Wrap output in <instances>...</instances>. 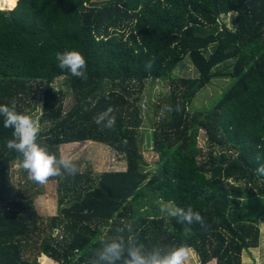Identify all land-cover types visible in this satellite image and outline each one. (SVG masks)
Wrapping results in <instances>:
<instances>
[{
  "label": "trees",
  "instance_id": "obj_1",
  "mask_svg": "<svg viewBox=\"0 0 264 264\" xmlns=\"http://www.w3.org/2000/svg\"><path fill=\"white\" fill-rule=\"evenodd\" d=\"M1 1L0 105L15 101L19 113L32 116L40 89L38 142L78 169L54 177L59 213L51 221L63 236L43 239L40 252L57 264H90L101 240L132 235L149 250L187 245L199 264H242V253L260 238L245 220L243 199L264 196V175L255 171L256 156L264 157V0ZM68 50L86 58L87 79L57 67L56 54ZM186 56L195 77L174 75ZM61 76L73 94L68 110L64 92L51 85ZM215 77L234 81L209 110L191 109ZM147 79L170 87L169 114L151 134L158 154L153 171L139 144ZM109 107L113 112L98 124ZM112 117L113 126L105 127ZM12 131L0 116V264H43L24 255L38 228L36 192L29 200L21 196L27 202L11 195L10 168L21 160L6 146ZM93 142L117 152L125 168L109 169L112 156L107 169L83 168L71 155ZM18 173L33 182L19 166ZM151 195L191 206L205 226L160 216Z\"/></svg>",
  "mask_w": 264,
  "mask_h": 264
},
{
  "label": "rangeland",
  "instance_id": "obj_2",
  "mask_svg": "<svg viewBox=\"0 0 264 264\" xmlns=\"http://www.w3.org/2000/svg\"><path fill=\"white\" fill-rule=\"evenodd\" d=\"M0 0V4H1ZM16 5V4H15ZM15 7V6H14ZM9 11V10H6ZM174 75L178 77H195L198 75L196 68L193 66L189 57L186 56L182 61L179 62ZM233 79L229 77H215L212 80L203 86L193 98L190 108L193 110L205 111L209 110L213 104L222 96L223 92L227 87L233 83ZM51 85L55 89H61L64 92L63 108L68 110L74 103L73 94L66 81V77L61 76L55 78ZM170 87L164 80H146V87L143 92V100L140 101L139 107L142 111V116L144 118V123L139 130V144L142 148L143 156L147 161L146 168L148 170H156L158 166V154L153 147L152 133L161 119H164L168 116L169 111L167 110L166 99L169 95ZM38 101L35 114H32L34 120L39 123V116L41 115V106H42V92L40 89L36 92ZM198 146L201 147L202 151L205 153L207 151L205 134L203 131H200L198 136ZM80 151L76 150L73 155L75 158H81L83 168L91 169L93 172L101 171L107 169L105 166L108 156H112L113 159L111 164L112 168L109 169H123L125 168V163L121 160L118 161L117 152L114 150H109L108 147L103 146L99 143H83V147L79 146ZM101 149V150H100ZM89 157L93 161L85 158ZM10 182L12 187L11 195L16 200L27 202L25 198L35 194L32 206L36 212L38 219H36V230L34 231L32 237H30L25 246L27 248L26 253L24 254L31 260L40 261L43 264H57L55 260L45 257L42 254V241L54 239L57 237L59 240L62 238V232L59 227L53 225L51 217L59 213L58 201L59 196L57 192V180L51 178L46 184H38L35 181L28 182L18 173V165L13 164L10 168ZM244 187V184H243ZM24 196L25 198H21ZM153 199L152 206L154 204L157 208V214L160 215V204L164 202L163 200H155L156 195H151ZM155 200V201H154ZM243 208L245 220L255 224L259 228L260 238L258 244V252L256 254V249H250L249 252L242 250V264H255L254 262L258 257L261 259V263L264 264V196L256 197H244L243 199ZM165 214V213H161ZM164 216V215H160ZM257 257V258H256ZM46 258V260H43ZM198 257L194 250L190 249V259L187 264H199Z\"/></svg>",
  "mask_w": 264,
  "mask_h": 264
},
{
  "label": "clouds",
  "instance_id": "obj_3",
  "mask_svg": "<svg viewBox=\"0 0 264 264\" xmlns=\"http://www.w3.org/2000/svg\"><path fill=\"white\" fill-rule=\"evenodd\" d=\"M57 67L61 71H68L79 79H87V60L77 50H68L56 54ZM150 67V65H149ZM113 112L109 107L105 113L100 114L97 123H102ZM0 116L3 117L4 127L12 129V138L6 141L10 151L20 154L19 167L28 173V178L38 184H46L51 178L61 177L65 173L74 176L76 165L64 156L58 157L38 142L40 127L32 116L19 113L15 101L11 105H0ZM114 117L107 119L105 127L111 128ZM264 157L257 155V174L264 175ZM161 213L175 217L180 223L188 225L199 223L205 226L200 212L194 211L191 206L187 209L178 207L173 201L160 204ZM121 231L120 229L117 230ZM188 231V229H186ZM190 259V249L187 245L173 247H154L151 250L132 235L125 238L120 235L116 238L100 241L90 264H187Z\"/></svg>",
  "mask_w": 264,
  "mask_h": 264
},
{
  "label": "crops",
  "instance_id": "obj_4",
  "mask_svg": "<svg viewBox=\"0 0 264 264\" xmlns=\"http://www.w3.org/2000/svg\"><path fill=\"white\" fill-rule=\"evenodd\" d=\"M254 249L257 250L256 254H259V252H258L259 247L254 248ZM256 258H257V257H256ZM254 263H255V264H263V263H261V259H260V257H258Z\"/></svg>",
  "mask_w": 264,
  "mask_h": 264
},
{
  "label": "water",
  "instance_id": "obj_5",
  "mask_svg": "<svg viewBox=\"0 0 264 264\" xmlns=\"http://www.w3.org/2000/svg\"><path fill=\"white\" fill-rule=\"evenodd\" d=\"M93 1H97V0H93ZM16 6V5H15ZM12 10V9H11ZM10 11V10H9Z\"/></svg>",
  "mask_w": 264,
  "mask_h": 264
}]
</instances>
